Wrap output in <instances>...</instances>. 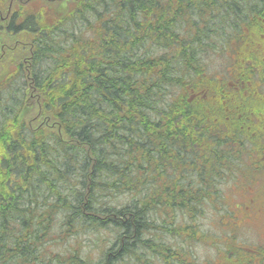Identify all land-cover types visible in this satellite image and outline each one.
<instances>
[{"label": "trees", "instance_id": "1", "mask_svg": "<svg viewBox=\"0 0 264 264\" xmlns=\"http://www.w3.org/2000/svg\"><path fill=\"white\" fill-rule=\"evenodd\" d=\"M72 10L52 30L23 17L35 34L28 67L0 86V264H183L165 234L204 241L195 219L219 204L232 233L230 190L257 185L264 202V0H78ZM216 48L228 65L210 70ZM243 155L260 156L256 181L240 180ZM83 229L113 234L97 261L76 245L52 250ZM244 248L251 255L218 252L264 264V248Z\"/></svg>", "mask_w": 264, "mask_h": 264}, {"label": "rangeland", "instance_id": "2", "mask_svg": "<svg viewBox=\"0 0 264 264\" xmlns=\"http://www.w3.org/2000/svg\"><path fill=\"white\" fill-rule=\"evenodd\" d=\"M90 32L92 33L91 29ZM217 50V48L214 49L213 53L209 51L205 56V58L208 59L207 64L210 70H220V65L221 67L224 66L223 64L228 65V57L226 59L224 55L214 53ZM230 191L232 192V195L229 194V191L227 192L228 199L226 198V202L231 206H235L242 201V197L239 191ZM123 199L122 196H119L117 200L123 201ZM204 209L203 213L195 219V223L199 227V230L206 235L204 241L195 242L194 244L191 241L188 245L185 240H171L167 234H165L163 238L167 244L172 246V248L176 249L180 247L183 249L182 253L184 254V257L181 256V259L184 261L183 264H208V262L209 264H226V258L223 256L224 252H218V249L223 246H226L237 254H242L246 257L251 252L247 248H244L245 246L254 249L255 253L261 248H264V211L255 219H253V214L250 218V224H243L241 227L235 228V230L233 229L232 233H229L231 230L228 226H232L233 224L232 213L228 211L226 215L220 217V215L225 213L224 210H226L220 204L218 205V210H212L209 208ZM112 240L113 234L111 232H95L90 229H83L80 230L76 236L68 239L64 247L56 245L52 250L60 253L62 249H68L70 246L76 245L79 250L78 252L83 257L95 262L102 249L109 246ZM149 262L150 264H163L160 260H156L153 257L150 258ZM256 263L257 257L254 258V262L251 261V264ZM174 264H176V261H174Z\"/></svg>", "mask_w": 264, "mask_h": 264}, {"label": "flooded vegetation", "instance_id": "3", "mask_svg": "<svg viewBox=\"0 0 264 264\" xmlns=\"http://www.w3.org/2000/svg\"><path fill=\"white\" fill-rule=\"evenodd\" d=\"M64 0H0V86L12 71L17 69L20 62L26 68L27 58L25 55L33 49V41L35 40L34 31L27 27L24 16L37 20L47 21L46 29L52 30L61 28L63 20L55 17L56 8ZM71 7L78 9V0L70 2ZM72 10V11H73ZM262 61L264 62V49L260 45ZM11 71V73L3 74V71ZM263 85L260 80H255V88ZM263 100V99H261ZM242 159L246 163H242L240 168L242 172L240 180L252 173V177L248 180H255L254 172L259 170L261 166L260 156L243 155ZM238 169V170H239ZM237 170V175L239 174ZM252 171V172H250ZM259 188L257 185L249 190H243L242 202L239 203L237 212L242 214L237 216L234 227L239 228L243 224H250V218L254 214L253 219L258 217L264 211L263 199H260Z\"/></svg>", "mask_w": 264, "mask_h": 264}, {"label": "water", "instance_id": "4", "mask_svg": "<svg viewBox=\"0 0 264 264\" xmlns=\"http://www.w3.org/2000/svg\"><path fill=\"white\" fill-rule=\"evenodd\" d=\"M28 108L27 107H24L22 112L20 113L19 117H18V120L21 121V119L26 115V113L28 112Z\"/></svg>", "mask_w": 264, "mask_h": 264}, {"label": "bare ground", "instance_id": "5", "mask_svg": "<svg viewBox=\"0 0 264 264\" xmlns=\"http://www.w3.org/2000/svg\"><path fill=\"white\" fill-rule=\"evenodd\" d=\"M57 39V38H56ZM58 42V41H57ZM53 46V45H52ZM49 50V49H48ZM47 52V51H46ZM50 52V51H49ZM51 56V55H50ZM49 57V56H48ZM47 57V58H48ZM48 61V60H47ZM38 67V66H37ZM44 69V68H43ZM20 74V73H19ZM19 77V76H18ZM18 81V80H17ZM16 87V86H15ZM18 89V88H17ZM125 131V130H124ZM130 194V193H129ZM126 199V198H125ZM129 204V203H128ZM135 243V242H134ZM137 252V251H136ZM140 253V252H139ZM100 259V258H99Z\"/></svg>", "mask_w": 264, "mask_h": 264}]
</instances>
